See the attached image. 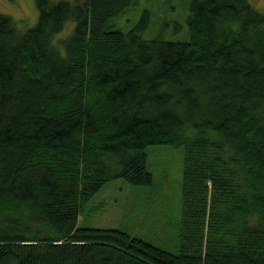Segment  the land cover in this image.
<instances>
[{"label":"trees","instance_id":"16d2710c","mask_svg":"<svg viewBox=\"0 0 264 264\" xmlns=\"http://www.w3.org/2000/svg\"><path fill=\"white\" fill-rule=\"evenodd\" d=\"M136 2L0 14V264H264V9L190 0L173 41L113 25ZM152 144L184 149L177 253L78 224L109 181L152 185Z\"/></svg>","mask_w":264,"mask_h":264},{"label":"rangeland","instance_id":"374dc122","mask_svg":"<svg viewBox=\"0 0 264 264\" xmlns=\"http://www.w3.org/2000/svg\"><path fill=\"white\" fill-rule=\"evenodd\" d=\"M190 0H137L113 25L128 30L148 11L144 38L187 40V14ZM259 11L264 0H250ZM0 14L12 18L21 31L38 20L35 0H0ZM72 27V21L69 23ZM64 32V31H63ZM147 169L153 174L151 186L130 185L122 178L109 181L84 207L78 224L85 227H117L177 253L181 217L183 147L152 144Z\"/></svg>","mask_w":264,"mask_h":264}]
</instances>
